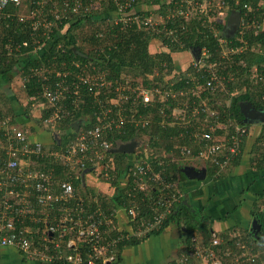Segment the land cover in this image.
<instances>
[{"label":"built area","instance_id":"obj_1","mask_svg":"<svg viewBox=\"0 0 264 264\" xmlns=\"http://www.w3.org/2000/svg\"><path fill=\"white\" fill-rule=\"evenodd\" d=\"M56 1L59 4L55 5L54 0H31L28 4V14L17 12L14 15L18 23L31 22L30 36L33 37V40L30 44L32 47L29 52L22 51L29 45L27 41L15 46H5L0 51V64L3 59L8 62L11 57L21 58L26 53H32L37 58H41L51 48L57 39V34L61 32H54L56 27L63 25V29L66 28L79 16H86L91 12L89 9L91 6L94 10H101L100 2L109 0H87L89 1L87 6H83L82 0ZM131 1L133 0H125L121 3L120 0H112L116 7V13L127 9ZM23 4V0H0V20L10 19L13 16L9 12H3L7 6L21 7ZM242 10L243 16L240 12V25L237 33L233 36V41L226 35L220 37L213 23V20L217 18L220 19V22L226 20L230 13L225 3L220 0H183L173 13L167 15L168 19H184V24L191 21L201 22L204 28H208L220 49V59L224 61L223 67L217 62L208 61L210 56L205 47L191 49L197 50V57L192 55L191 50L189 51V55L191 54L189 64L187 63V68L183 73H185L184 79L194 85L195 96L199 97L200 90L207 91L210 95L229 93V84L236 80L235 71L230 70L232 56L241 54L248 48L243 39L245 31L253 29L256 32H261L264 30V0H261L259 5L256 4V7L243 4ZM251 12L259 14L246 20ZM159 18L163 20L164 17L159 15ZM119 22L125 25L131 22H140V25L145 29L156 34L160 33L159 23L156 18L151 16L143 18L140 16L117 18L116 16L115 24ZM172 32L169 31L168 34H172ZM236 35L238 36L235 37ZM97 36L100 35L97 34ZM171 40L182 45L176 37ZM5 50L6 54H4ZM249 50L264 57L263 46L254 45ZM64 51L62 44L56 45V52L62 54ZM51 65L41 64L37 67H30L27 77L25 75L23 80L25 83L34 78L38 85V98L41 102L36 107H40L41 114L42 111L48 113V117L41 121V126H43L41 128L52 131L56 136L58 125L71 112L80 109L81 104H85L83 95L87 96V94L92 96L93 102L99 106L96 114L97 123L89 128L80 129L78 127L75 136L66 141H62L57 136V143L53 136V147L46 149L40 142H31L28 137L31 133L24 132L16 125L10 124L9 118H0V248L13 247L30 259L52 261L54 255H45L33 248L32 236L39 233V228L25 222V218L30 222H37V216H44L43 219H40L43 223L40 234H42L43 240L47 238L55 241V250L58 252L57 259L64 257L60 254L59 245L66 236L65 233L68 232L74 234V239L72 238L74 241H67L66 246L73 248L75 254L65 256L67 261L71 264H81L83 260L77 250L78 244H84L89 249L87 264L103 263V261L113 259V252L119 241L130 238L141 239L152 230H160L164 219L171 211L170 207L167 206L165 209L155 207L153 221L133 226L131 223L134 222V217L138 214L134 206L131 205L123 210L113 209L107 216L98 200L86 202L82 196L75 195L74 181H84V176L90 172H95L96 175L101 174L105 180L108 179L107 172L100 173L105 168L100 161L108 158L107 154L112 153L107 139L108 133L113 128L119 130L129 124L139 129L149 126L150 114L146 117L135 116L138 104L143 107L156 104L162 106L169 97L175 98L176 95L170 88H145L141 85L131 88L129 81L121 84L117 82L116 87L112 90L113 83L105 81L102 72L90 74L87 72L86 65L81 66L78 63H73L72 67L66 68L65 63L62 62V70H56ZM93 70H95V66H93ZM249 76L251 83L263 90L260 101L264 108V62L253 65L249 69ZM23 87H25L24 84ZM111 92L113 95H110ZM178 96L187 98V92L181 90L178 92ZM35 99L36 97H33V100ZM209 101V99H203L200 103H194L192 106L187 102L179 103L178 111L173 112L175 121L163 118L161 124L175 125L178 123L185 129L192 127L189 139L195 142L196 153H193L189 148L182 147L179 151L180 155L186 157L187 160L191 159L196 162L203 160L211 166L218 167V173H221L230 166L232 160L241 154V144L243 137L247 134V129L243 126H235L234 132L229 135L227 126L222 128V124L218 122L216 118L218 111L210 105ZM259 111L264 115V110ZM200 114H204V122L209 126L208 130L191 124L195 119L200 120L198 118ZM262 123L264 129V121ZM218 130H226V132L218 133ZM183 136L184 134L181 132L179 137ZM152 159L155 158L141 159L137 157L134 159L133 157L126 159L125 181L127 184L130 183L129 195L131 193L132 196H130L134 198L135 193L143 194V200L144 196L150 195V191L153 190L157 192L159 201L168 200L167 205H170L173 201H177L175 192H171V187L176 188V183L167 182L163 176L165 170L163 162L159 160L156 164L161 169L155 170ZM42 160L48 161L49 164L59 165L62 168V176L58 177L52 167H41L44 162ZM180 194L178 192V198ZM168 195L170 197H166ZM34 203H37L39 207L31 208ZM92 204L98 205L93 212L88 209ZM52 211L59 213V215H55L59 218L56 224L47 222L48 216H52ZM120 212H123L128 218L127 227L124 229H127L126 234H123L122 230H118V236L108 239V235L114 230L110 227L113 217L118 216ZM211 236V246H219L222 238L215 231ZM197 241V239H193L191 247L184 248L178 257V264H192L193 262L194 264H223L210 247H203ZM236 244L241 251L240 255L235 256L237 264H264V249L248 253V248H245V245L240 242ZM47 248V246L43 247L44 250Z\"/></svg>","mask_w":264,"mask_h":264},{"label":"trees","instance_id":"obj_2","mask_svg":"<svg viewBox=\"0 0 264 264\" xmlns=\"http://www.w3.org/2000/svg\"><path fill=\"white\" fill-rule=\"evenodd\" d=\"M30 1L31 0H23L24 4H29ZM124 1L125 0H120L121 3ZM181 1L183 0H147L145 2H141V0H133L127 9L122 10L119 13H116V7L112 0L101 1V10H94L91 6V8H89L91 12L87 13L86 16H79L78 19L70 22V24H68L66 27V32L63 35H57V39L55 42H53L51 48H49L47 53H45L44 56H41V58H37L32 53H26V55L21 58L11 57L10 61H8V65L5 64V59H3L0 64V82L4 83L5 85H7L6 82L9 83L12 77L15 76H19L22 78V80H24L25 75L26 77L28 75V70L30 67H37L41 64H52L51 66L55 67L56 70H62L61 63L64 62L66 68L72 67L73 63H78L81 66L86 65L87 72L90 74L102 72L103 79L107 82L113 83L112 90H114L116 87L117 82L121 84L126 82L128 83L129 81L131 88H135L138 85H141L145 88H170V90L175 93L176 98L169 97L162 106L156 104L155 106L153 105L149 107H143L141 104H138L135 116L142 115L143 117H146V115L150 114L149 116L151 122L149 126L139 129L129 124L121 127L119 130L113 128L112 131L108 133L107 139L110 143V147L112 150H114L122 143H128L134 139H137L141 134L148 135L149 144L154 151L153 154L155 155L150 156L155 158L152 159L154 161L153 167L155 170H159L161 167L157 166L156 163L159 160L163 162L162 165L165 168L163 176L165 180L172 184L176 183V188L172 186L171 192H175V198L177 201H173L170 205H167L168 200L162 199L159 201L157 192L153 190L150 191V195L146 197L144 196L143 200V194L135 193L134 198L131 197V193V196L129 195L130 183L127 184L125 181L126 172L124 165L126 163V157L131 159L134 157L132 155L122 153L107 154L108 158H104L100 161L101 165H104L105 167L100 173L107 172L109 174V178L106 180L101 174L96 175L95 172H90L87 174L92 178V180L107 184L109 188L112 189V193L110 194L109 198L100 196L98 199L99 205L103 209L104 214L107 216L110 215L113 209L116 210L117 208L123 210L132 205L135 207L138 214L136 217H134V222H132L131 225L138 226L147 221L154 220L153 216L155 215V207H161L162 209H165V207L169 206L171 210L164 219L162 228L160 230H152L141 239L130 238L119 241L118 247L116 249V259L113 264H117L121 261L120 252L124 247L138 246L146 241L150 236H159L169 226H174L178 229L180 240L187 249L190 248L193 243L192 238H194L195 235L200 236L197 242L203 247H210V249L215 252L217 257L223 259V264H237L235 261V256L239 255L241 252L237 247V242L245 245V248H248V253L256 251L258 249L257 247H260V245L264 244V213L260 212L258 209L259 205L257 204L259 200H264V190H262L256 194L257 197L253 203V208L250 211L252 221L254 220L256 225H260V230L258 233H252L253 231H251V223L245 227L238 226V230L243 233L242 238L240 236L237 238L236 236L232 237L229 235V233L226 235L219 234V237L222 238L221 244L217 247L211 246V235L214 231L210 224H208L209 219L207 216L209 215H206L205 211H202L203 209L192 207L189 204V201L185 198V188L183 187V184L184 182H188V177L183 174L181 172V168L178 167L180 161H185V164L196 162L191 159L186 160L187 158L182 157L179 152L182 147H186L193 151V153H196L195 150L197 146L192 139H189V133L193 128L190 127L185 129L184 126L178 125V123L175 125L161 124L163 118L167 119L168 121H175L172 115L179 103L187 102L190 104V106H192L194 103H200V101L203 99H209L210 105L218 111V115L216 116L218 122L222 124V128L223 126H227L229 135H232L235 126H243L247 129V134L245 137H243L241 144V153L242 145L246 138L250 136L254 137L253 147L251 150L252 154H250V167L253 169L251 172V175H253L252 182H264L263 123H259L260 130H258V134L253 135L255 130H251V125L244 122L245 115L243 114L244 109L242 107V104H249L256 110H264L260 101V96L263 93V90L256 88V86L251 83L249 76V69L253 65L264 62L263 56H258L249 50L250 47L254 45H260L264 47V30L261 32H256L253 29L245 31L243 39L246 41L248 48L241 54L233 55V58L230 62V65H232L230 70L235 71V81L238 82L229 84V93L222 94L221 98L223 100V105L219 107L214 106L216 102L215 95H210L207 91L200 90L198 93L199 97L195 96L196 89L190 81L187 82V80L184 79L185 73H179V77L181 78L180 80H178V78H176L175 81L164 80L166 76H168L169 79H172L174 77L172 74H174L175 70H177L176 65L172 60L174 53L189 52L194 48L205 47L208 50L210 56L208 61L211 63L217 62L223 67L224 61L220 59V49L218 48L217 42L215 38H213V36H211L209 33L208 28H204L201 25V22L191 21L188 24H184L185 21L182 18L168 19L166 16V20L163 18V22L158 24L160 29V33L158 34L145 29L140 25V22H131L128 25L120 22L115 24L116 16L117 18L133 16H140V18L151 16L154 18L156 15L159 16L160 14L165 15L167 13V15H170L175 11L176 8H178V5ZM220 1L224 2L230 11L234 9L240 10L242 16L243 4H250L253 7H256L257 4L255 0ZM82 4L83 6H87L89 1L82 0ZM19 8L20 7L9 5L3 10L4 13L9 12L13 16L10 19L5 18L0 20V51H2L7 45L15 46L17 44H21L23 41H27L29 45L23 48L22 51L29 52L31 50L32 46L30 43H32L33 40V37L30 36L31 22L26 21L24 23H18L15 20L14 15L19 12ZM258 14L259 13L251 12L249 14V18L246 20L257 16ZM225 21L226 20L224 19L220 22L219 18L213 20L220 37H225L223 32ZM84 26H88L89 31L81 41L84 45L79 46L77 44L75 32ZM61 30H63V25L56 27L54 32H60ZM169 31H173L172 34H168ZM97 34L100 36H97ZM237 36L238 35L235 37ZM175 37L180 40V43L182 44L181 46L178 43L172 42L171 39ZM230 39L233 41V36ZM158 41L160 42L161 47L164 49L163 51L161 50L159 52H155L152 49L153 43H158ZM58 44H62V47L65 50L64 53L59 54L56 52V45ZM85 45L89 46L90 49L85 51L83 49ZM94 48L95 54L92 52V49ZM6 53L7 52L5 50L4 54ZM15 66H18L16 70ZM93 66H95L96 71L93 70ZM129 76H131V78H129ZM23 84L25 86L23 88H25L24 92L27 100L33 97H38L39 88L34 78L26 81L25 83L23 81ZM181 90L187 92V98L185 96L179 98L178 92ZM110 95H113L112 92ZM83 99L85 100V104H81L80 109L76 110V112H71L70 115L66 116L58 125L56 137L59 136L62 141H66L67 139L75 136L76 130L73 128L74 124L80 122L79 128L81 129L89 128L97 123L96 114L99 109L98 104L93 102L92 96L88 94L87 96L83 95ZM29 104L30 102H28L27 107H29ZM2 113L3 112L0 109V118H2ZM11 115L12 118L10 124L12 125L17 124L18 122L23 123L27 120V114H18L17 118L16 111L11 113ZM47 117V111H42L40 121ZM198 118H200V120L195 119L191 122V124L193 126L196 125L198 128H204V130H208L209 126L206 125V122H204V114L198 115ZM181 132L184 134L182 138L179 137ZM220 132L224 133L226 130H218V133ZM157 148L159 150H163L164 156L160 155V153L157 151ZM240 155L236 159L232 160L230 165L237 164ZM43 161L44 160H42V162ZM43 163L46 166L45 168L52 167L54 169V173L58 177L62 176V168L59 165L49 164L48 161H44ZM41 167H43L42 164ZM218 170V167L211 166L210 164L206 163V171L208 175L221 180L223 173H218ZM260 175H263L262 180L259 177ZM85 177L86 176H84V179ZM81 188H84V183L82 184V182H79V180L74 181L75 195L79 194ZM178 192L179 194L181 193L179 198ZM166 197H170V195ZM220 203L222 202L220 201ZM38 207L39 205L37 203H34L31 206L33 209ZM96 207H98V205L92 204L89 205L88 209L93 212L96 210ZM238 207L239 206L236 205L234 210H236ZM221 210L223 211V208ZM234 210L232 211L234 212ZM232 211H228L227 213L223 212L224 214L222 216L224 217L220 221H225L226 219L230 218ZM217 212L218 210L215 211V213ZM51 214L52 216H48L47 222L49 224H56L59 221V218L55 215H59V213H57V211H52ZM212 216L215 215L212 214ZM40 217H36L38 219L37 222H30L25 218L26 224H30V226L39 228V233L32 236L33 248L41 251L45 255L50 254L51 256H55L50 262H47L46 260V263L71 264V262L66 260L65 256L68 254L74 255L75 251H73V248H68L65 244L66 242H61L59 249L61 251L60 254L64 257L57 259L58 252L55 250V241H53V239L48 240L47 238L44 240L42 239V234L40 233L43 229V223L40 219H43L44 216ZM210 220L212 221L214 219ZM113 221L115 222V217H113ZM234 229L232 228L231 230L232 234H236V229ZM122 231H124L123 234H126L125 230ZM118 235V230L114 229L108 235V239ZM44 246H47L48 248L44 250ZM77 252L80 253L83 260L81 264H87L89 249L84 244H78Z\"/></svg>","mask_w":264,"mask_h":264},{"label":"crops","instance_id":"obj_3","mask_svg":"<svg viewBox=\"0 0 264 264\" xmlns=\"http://www.w3.org/2000/svg\"><path fill=\"white\" fill-rule=\"evenodd\" d=\"M255 1L258 5L259 3H261V0H255ZM155 49H158L155 52H159L161 50L163 51L164 48H160L158 46ZM255 54L261 56L258 53ZM179 57L181 59L187 60L189 57V52L178 53V60L182 62V60H180ZM181 66L182 64L178 65L179 67L178 72H182L183 68L185 69L187 68V65H184L183 67ZM38 114L40 118L41 115L40 113ZM1 119H6V118H1ZM255 125H251L252 128L250 127L251 130L252 129L255 130L253 135L258 134V130H260L259 124L258 125L255 124ZM35 130L36 133L30 132L31 134L28 136L31 142H39L37 140H33L32 136L38 135L39 132H41V130L36 128ZM53 140L49 148L53 147ZM253 140L254 137L251 136L246 138L245 142L242 145V153L239 157L238 163L234 165H230L225 171H223L221 180H218L216 178H213L211 175H208L206 171V163L204 164L201 162V163H197V166L195 168L199 170H205L204 178L202 180H194L188 178L187 180L188 182H184V184L182 183L183 187L185 188V198L189 201V204L194 208L203 209L202 211L203 212L205 211V214L209 215L207 216L209 219L208 224H210L213 231H215L217 235L219 234L226 235L232 230V228L236 229L238 226L245 227L252 222L250 211L253 208V203L257 197L256 194L264 190V182L262 183L258 181L252 182L253 175H251V172L253 169H251L250 167V154H252L251 150L253 147ZM192 163L193 162L185 165L194 167ZM259 177L262 180L263 175H260ZM82 182L84 183V188L80 189L79 194L82 196L83 199H86V202H94L98 200L100 196L101 197L105 196L106 198H109L110 194L112 193V189L109 188L107 184L92 180V178L89 175H86L85 180ZM220 201L222 203H220ZM259 201L257 202L258 205H259ZM262 202H264V200ZM236 205H238L239 207L245 206L246 207L245 211L248 213L249 216L243 215L241 211L238 210L239 207L236 210H234V207ZM222 208H223V212L225 213L234 210V212L232 211L230 218L226 219L225 221H220L224 217L222 216V213H219ZM208 209H209V213H208ZM216 210H218L217 213H215ZM210 212L215 216H212ZM210 219H214V220L211 221ZM127 223H128L127 216H125L123 212H120L118 213V216H115V222L112 221L110 227L111 229L114 228L117 230H124L127 227ZM173 228L176 230V233L179 235V231L176 227L169 226L159 236H150L147 240L151 241V243H153L154 241L164 242L167 236L166 233H168V231H170ZM65 234L66 236L63 238L62 241L63 243L65 242L67 243V241L70 242L74 241L73 240L74 236L73 237L70 236L72 233L67 232ZM197 236L198 235H195L194 238L192 239H199L200 236L198 237ZM178 237H179L180 245H179L177 258L175 260L169 259L164 264H178V257L180 253L184 251L185 248V245H183L182 241L180 240V236ZM143 243H141L138 246L124 247L120 252L121 261L117 264H151V263H147L144 260L145 254H144ZM151 246L155 252L153 244ZM117 247L115 249H117ZM18 251H19L18 249L13 247L0 248V264H49L42 259H38V258L30 259L29 257H27V255L22 254L20 251L19 252L23 256V258L18 259L19 257L16 254L18 253ZM116 252L117 250L113 252L112 260L103 261V264H113L116 259V255H117ZM162 252L160 251L161 255ZM22 261H25V263H23ZM162 262L163 261L157 260L154 264H162ZM192 264H194V262Z\"/></svg>","mask_w":264,"mask_h":264},{"label":"rangeland","instance_id":"obj_4","mask_svg":"<svg viewBox=\"0 0 264 264\" xmlns=\"http://www.w3.org/2000/svg\"><path fill=\"white\" fill-rule=\"evenodd\" d=\"M145 1H147V0H141V2H145ZM54 3H55V5L59 4V2L56 1V0H54ZM19 12L20 13L23 12L24 14H28V12H29L28 4H23L19 8ZM162 16H164V19H165V17L167 16V13L165 15H162ZM155 18H156V21L158 23L163 22V20L161 18H159V16L156 15L154 17V19ZM66 30H67V28L64 27V29L61 30V32L58 33L57 35H59V34L63 35L66 32ZM88 31H89L88 30V26H84V27L80 28L79 30H77L75 32V35L77 37V44L79 46L84 45L81 41L84 39V36L86 34H88ZM158 46L160 48H162L159 41H158V43H155V44L153 43V48H152L153 51L158 50V49H155ZM83 49L85 51H87V50L90 49V47L85 45ZM94 51H95V48L92 49V52H94ZM192 51L193 50H191V52ZM94 54H95V52H94ZM190 56H191V54L189 55L187 60L181 59L179 57L180 60H182V62H181V61L178 60V52L174 53V55L172 56V60H173V63L176 65L177 70H175V73L172 74V76H174L172 79H169V77L166 76L164 78V80L165 81H168V80L175 81L176 78L179 79L180 78L179 77L180 76L179 75L180 72H178V65L182 64L181 67H183L184 65H187V63L189 64ZM5 64L8 65L9 63L6 62ZM17 67L18 66H15V70H16ZM185 70L186 69L183 68L182 69V73ZM129 78H131V76H129ZM234 82L236 83L238 81H234ZM6 84L7 85H5L4 83L0 82V109L3 112L2 113V118H6V119L9 118L11 120V118H12L11 113H14L15 110L17 111V118H18V114H27L26 122H23V123L22 122H18L17 124H15L16 127H18V129H21L24 132L28 131L29 133L30 132L36 133L35 128L36 129H40L41 132H39L38 135L32 136L33 140H37V141L41 142L45 146V148L48 149L50 147V144H51L52 140H53L54 133L52 131H48V130H47L48 131L47 132V131L44 130V128H41L43 126H41V123H40L41 121L39 119V114L38 113H40V115H42V114H41L40 109H39L40 107H38V108L36 107L37 104H39L41 102V100L38 97H36V99H35L36 101L33 100V98L28 99V100L26 99L25 92H24L25 88H23V80L19 76L12 77L10 82L9 83L6 82ZM221 96H222V94L215 95L216 102H215L214 106L221 107L223 105V100H222ZM181 97L182 96H179V98H181ZM10 99H12V100H10ZM28 102H30L29 107H27ZM226 104H228V103H226ZM242 107H243V109L247 110L248 107H250V106H248L247 104H242ZM176 110L178 111V107H176L175 111ZM244 122L247 123V124H250V125H255V124L261 123V119H257V118L252 119V118L249 117V115H246V117H244ZM33 127H35V128H33ZM42 130H44V131H42ZM133 141L136 142V149H135V151L133 153V155L135 154L134 159H137V157L141 158V159H149L150 156L154 155L153 154L154 151L152 150V148H151V146L149 144V136L148 135L141 134L137 139H134ZM157 151L160 153L161 156H164L162 149L159 150L157 148ZM201 162L204 163V164L206 163L203 160H201V161L192 163V165H194V167H196L197 163H201ZM177 164H178V159H177ZM179 164H178V167L181 168V169L186 167L185 161H180ZM43 166H45L44 163H43ZM124 184H125V181H124ZM245 209H246L245 206H241V207L238 208V210H240L243 215L249 216L248 213L245 211ZM258 209L260 210V212L264 213V202H262V200L259 201ZM219 213H222V215L224 214L222 210ZM166 234H167V236H166L164 242L163 241H154L153 243H151V241H148V240L144 241V243H143L144 254H145L144 260L147 263L154 264L157 260H159V261H163L162 264H164L169 259L175 260L177 258L179 245H180L179 237H178L179 235L176 233V230L174 228L171 229L170 231H168V233H166ZM229 235L232 236V237L236 236V238L238 236H240L241 238L243 237V233L240 230H238V229H236V234H232V231H230ZM70 236L73 237L74 234L72 233ZM197 240H199V239H197ZM152 244H153V247L155 249V252L152 249V246H151ZM257 248L258 249H264V244L260 245V247H257ZM160 251L161 252L163 251L162 255L160 254ZM16 254L19 257L18 259L23 258V256L21 255V253L19 251ZM141 254H142V252H141ZM161 259H163V260H161ZM221 261L224 262L223 259H221ZM22 262L25 263V261H22ZM239 263H240V261H239Z\"/></svg>","mask_w":264,"mask_h":264},{"label":"water","instance_id":"obj_5","mask_svg":"<svg viewBox=\"0 0 264 264\" xmlns=\"http://www.w3.org/2000/svg\"><path fill=\"white\" fill-rule=\"evenodd\" d=\"M240 20H241L240 11L231 10L225 21V25L223 28V32L227 37H232L237 33L239 25H240ZM192 55L197 57L198 56L197 50H193ZM247 105L250 106L249 104ZM243 114L245 115V117L246 115H249V117L252 119L257 118V119H261V122L264 121V115L262 114V112L252 108L251 106L248 107L247 110L244 109ZM79 125H80V122L74 124L73 128L77 131ZM53 136L55 140L58 139L55 135ZM57 143H58V140H57ZM135 149H136V142L131 141L128 143L120 144L116 149L111 150V152L112 153H122V154H133ZM181 171L189 179H194V180H202L205 175V172H204L205 170H199L193 166H186L182 168ZM86 172H89V171H86ZM259 230H260V225H256L255 221L253 220L251 222V231H253L252 233L255 232V234H257Z\"/></svg>","mask_w":264,"mask_h":264},{"label":"clouds","instance_id":"obj_6","mask_svg":"<svg viewBox=\"0 0 264 264\" xmlns=\"http://www.w3.org/2000/svg\"><path fill=\"white\" fill-rule=\"evenodd\" d=\"M191 53H192V52H191ZM122 144H123V143H122ZM127 155H132V156H134L133 154H127ZM127 158H129V157H126V159H127Z\"/></svg>","mask_w":264,"mask_h":264}]
</instances>
